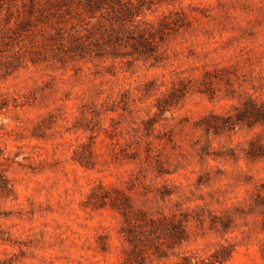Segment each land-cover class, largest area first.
<instances>
[{
    "label": "rangeland",
    "instance_id": "1",
    "mask_svg": "<svg viewBox=\"0 0 264 264\" xmlns=\"http://www.w3.org/2000/svg\"><path fill=\"white\" fill-rule=\"evenodd\" d=\"M121 3L0 0V264H264V0Z\"/></svg>",
    "mask_w": 264,
    "mask_h": 264
},
{
    "label": "trees",
    "instance_id": "2",
    "mask_svg": "<svg viewBox=\"0 0 264 264\" xmlns=\"http://www.w3.org/2000/svg\"><path fill=\"white\" fill-rule=\"evenodd\" d=\"M116 6H118V8H116ZM86 7L88 8V10L90 12H98L100 10H109L114 16L116 14H122L125 17H131L133 18L134 15L138 16V13L134 12V9H136L134 6L128 7L125 6L124 4L121 3V0H86ZM29 13H31L32 10H28ZM135 16V17H136ZM29 22H26V24ZM154 220H150V226H152V228H158L157 226H155V221ZM156 231V230H154ZM158 231V229H157ZM182 232V231H181ZM152 233V232H150ZM157 233V232H155ZM184 235V232H182ZM153 234V233H152ZM181 236V238H179V243L181 241H183L185 238L184 236ZM183 237V238H182ZM129 245H132V240H128ZM135 254V257L139 256V252L138 251H133ZM138 264H144L145 262V258L144 257H140L139 260H136ZM152 262V261H150Z\"/></svg>",
    "mask_w": 264,
    "mask_h": 264
}]
</instances>
